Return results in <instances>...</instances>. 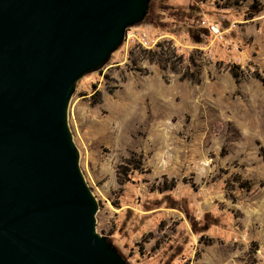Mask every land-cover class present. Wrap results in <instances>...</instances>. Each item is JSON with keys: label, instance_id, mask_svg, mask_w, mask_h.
Returning a JSON list of instances; mask_svg holds the SVG:
<instances>
[{"label": "rangeland", "instance_id": "1", "mask_svg": "<svg viewBox=\"0 0 264 264\" xmlns=\"http://www.w3.org/2000/svg\"><path fill=\"white\" fill-rule=\"evenodd\" d=\"M68 127L95 231L127 264H264V0H150L77 82Z\"/></svg>", "mask_w": 264, "mask_h": 264}, {"label": "water", "instance_id": "2", "mask_svg": "<svg viewBox=\"0 0 264 264\" xmlns=\"http://www.w3.org/2000/svg\"><path fill=\"white\" fill-rule=\"evenodd\" d=\"M149 2L0 0V264H127L95 231L68 106Z\"/></svg>", "mask_w": 264, "mask_h": 264}, {"label": "trees", "instance_id": "3", "mask_svg": "<svg viewBox=\"0 0 264 264\" xmlns=\"http://www.w3.org/2000/svg\"><path fill=\"white\" fill-rule=\"evenodd\" d=\"M255 6H252V9H255ZM254 15H251L248 19H252ZM161 51V50H160ZM141 53L145 56L144 59H147L149 62L152 63H160L161 61V57L164 56H168L169 58L172 57V59L174 60H178L181 61L179 57L175 56V53L173 52V50H165L163 52V50L157 54L155 51H151V50H141ZM173 62L169 65H172ZM175 65V64H173ZM197 75V74H196ZM234 77H237L236 74H234ZM182 79H187L189 81L198 83L199 80H197L196 76L194 74L189 75L187 72L184 73L182 75ZM92 100H95L94 104L99 103L100 100V93L99 92H95L92 96ZM260 152L263 154V160H264V150L263 148H260ZM141 160L138 158L136 159L134 156H130L129 158L125 159L122 164H120L119 168H118V179L120 180L119 183L120 184H124L128 181L129 176L135 172V171H139L141 168ZM175 182L173 180H171V182H167L165 181L164 186L162 188H160V190H171L175 184ZM240 187L244 188V186L241 185H246L245 187L247 189L250 188V186H248L247 182H239Z\"/></svg>", "mask_w": 264, "mask_h": 264}]
</instances>
